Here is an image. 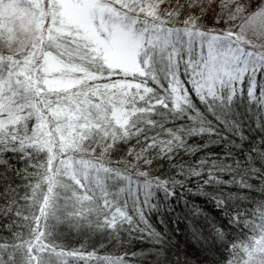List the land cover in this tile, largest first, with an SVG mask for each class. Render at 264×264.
I'll list each match as a JSON object with an SVG mask.
<instances>
[{
	"label": "snow or ice",
	"instance_id": "snow-or-ice-1",
	"mask_svg": "<svg viewBox=\"0 0 264 264\" xmlns=\"http://www.w3.org/2000/svg\"><path fill=\"white\" fill-rule=\"evenodd\" d=\"M177 198L203 251L264 264V0H0V264H191L150 223ZM64 223L142 250L67 252Z\"/></svg>",
	"mask_w": 264,
	"mask_h": 264
},
{
	"label": "trees",
	"instance_id": "trees-1",
	"mask_svg": "<svg viewBox=\"0 0 264 264\" xmlns=\"http://www.w3.org/2000/svg\"><path fill=\"white\" fill-rule=\"evenodd\" d=\"M203 139H207L206 137ZM201 138H195L192 143H198ZM132 143H135L134 141ZM131 144L122 147L119 153L111 156L113 161L120 160L121 157L127 154L128 148ZM212 151L221 153L222 149L219 147H213ZM199 157H197L198 159ZM123 167V165H120ZM140 170H145L141 168ZM151 175L154 177H160L161 179H167L169 176H174L175 173L170 168L166 161L154 163L150 169ZM195 190L197 186V180L192 179L188 185ZM235 191V189H233ZM211 191V189H208ZM157 196L162 200L163 193L158 192ZM260 197L257 196L256 199ZM185 199L188 203L195 204L200 210L201 215L196 219L198 221L197 228L202 229L204 232H208L213 224L219 226L224 220L223 213L218 210L210 200H207L203 196H195L185 193ZM171 206L176 209L171 216H165L164 222H160V216L158 214H152L150 216V223L158 231H167L171 237L172 244V259L177 258L176 254L179 253V258L184 260L188 259L191 264H212V261H217V264H223L221 260V254L227 256V252L221 248L216 253H206L202 250L201 245L193 238L191 234L192 218L188 214V209L184 207V201L179 198L172 201ZM247 206V205H245ZM178 221V222H177ZM6 223V221H5ZM0 235L8 236L9 233L4 231L0 232ZM57 235L59 237L58 242L64 245L67 252L75 250H81L85 256L89 253H95L99 257H123L127 253L131 259L132 252H140L142 245L139 243L120 244L113 243L110 238L101 232L89 229V228H76L71 223H64L57 229ZM238 232H232L230 238H235ZM242 238V237H241ZM207 257V259H206ZM67 259L70 264H85L84 260H77L72 256H68ZM88 264H97L95 259L88 261Z\"/></svg>",
	"mask_w": 264,
	"mask_h": 264
}]
</instances>
